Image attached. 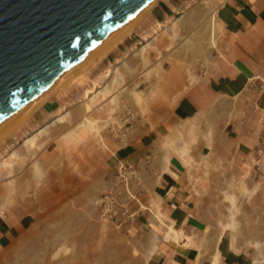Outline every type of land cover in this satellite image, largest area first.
Returning <instances> with one entry per match:
<instances>
[{
	"label": "rangeland",
	"instance_id": "rangeland-1",
	"mask_svg": "<svg viewBox=\"0 0 264 264\" xmlns=\"http://www.w3.org/2000/svg\"><path fill=\"white\" fill-rule=\"evenodd\" d=\"M174 4L168 16L153 5L76 71V80H61L3 129L0 211L31 213L34 224L11 242L0 264H146L141 242L104 222L95 199L115 181L111 153L164 120L182 91L175 84L189 85L221 56L227 36L215 4ZM250 87V98L259 96L257 146L235 168L233 141L216 136L221 149L211 152L214 165L204 167L213 182L202 186L200 206L212 235L225 234L264 264V72Z\"/></svg>",
	"mask_w": 264,
	"mask_h": 264
},
{
	"label": "crops",
	"instance_id": "crops-1",
	"mask_svg": "<svg viewBox=\"0 0 264 264\" xmlns=\"http://www.w3.org/2000/svg\"><path fill=\"white\" fill-rule=\"evenodd\" d=\"M187 1L157 0L153 7L168 16L177 11L174 2ZM208 1L215 4L227 36L221 56L193 75L189 85L174 81L182 91L164 120L111 153L108 166L133 164L141 185L117 184L112 177L101 193L120 191V198L126 199L128 191H141V197L131 201L140 208L136 219L122 228L128 238L141 242L146 264H260L225 234L212 235L204 218L208 210L200 204L202 186L213 182L204 167L214 165L211 152L221 149L216 136L233 141L235 168L245 166L257 146L259 96L250 98V86L264 72V0ZM33 217L0 211V258L15 238L32 228Z\"/></svg>",
	"mask_w": 264,
	"mask_h": 264
},
{
	"label": "water",
	"instance_id": "water-1",
	"mask_svg": "<svg viewBox=\"0 0 264 264\" xmlns=\"http://www.w3.org/2000/svg\"><path fill=\"white\" fill-rule=\"evenodd\" d=\"M153 0H0V123Z\"/></svg>",
	"mask_w": 264,
	"mask_h": 264
},
{
	"label": "built area",
	"instance_id": "built-area-1",
	"mask_svg": "<svg viewBox=\"0 0 264 264\" xmlns=\"http://www.w3.org/2000/svg\"><path fill=\"white\" fill-rule=\"evenodd\" d=\"M259 152L264 150V140H262ZM141 178L137 173L136 167L130 163H121L117 167L115 182L128 186L134 183L141 185ZM120 191H113L101 194L95 199V203L99 208L100 218L116 227H124L130 225L137 217L140 208H134L131 201L136 200L141 195V191L129 192L126 199L120 198Z\"/></svg>",
	"mask_w": 264,
	"mask_h": 264
},
{
	"label": "bare ground",
	"instance_id": "bare-ground-1",
	"mask_svg": "<svg viewBox=\"0 0 264 264\" xmlns=\"http://www.w3.org/2000/svg\"><path fill=\"white\" fill-rule=\"evenodd\" d=\"M157 2V0L151 1L145 8H143L138 14H136L131 20H129L124 26H122L119 30H117L114 34H112L109 38H107L104 42L99 44L97 47H95L93 50H91L89 53H87L85 56H83L77 63H75L73 66H70L69 69L61 74L58 78H56L50 85H48L46 88H44L41 92L36 94L33 98H31L29 101H27L24 105H22L19 109H17L14 113H12L8 118H6L2 123H0V135L2 133L6 134V131L3 132V129L6 127L12 125L13 122L18 120V118L32 105L34 104L39 98L44 96L47 92H49L53 87H55L56 84H58L61 80H65L70 82L73 79H77L74 77V74L76 71H78L80 68H83L85 66L86 62H91L93 60V57L98 54L99 51H103L104 47L108 44H112V42H116L118 39L122 38L124 34L130 30L137 21ZM159 25V24H158ZM110 44V45H111ZM109 45V46H110ZM108 46H106V49ZM105 50V49H104ZM104 52V51H103ZM100 53V52H99ZM101 54V53H100ZM95 59V58H94ZM87 67V65H86ZM85 69V68H83ZM79 73V72H78ZM174 78V77H173ZM175 80V79H174ZM66 83V82H65ZM71 83V82H70ZM175 83V82H174ZM87 92H91V89H87ZM15 126V125H13ZM13 128V127H12ZM14 129V128H13ZM8 132V130H7ZM10 133V132H9ZM27 140V139H26Z\"/></svg>",
	"mask_w": 264,
	"mask_h": 264
}]
</instances>
